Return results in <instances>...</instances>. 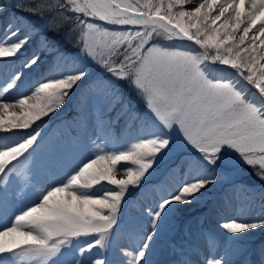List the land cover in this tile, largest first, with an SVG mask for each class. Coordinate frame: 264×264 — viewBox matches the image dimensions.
I'll return each instance as SVG.
<instances>
[{
    "label": "snow or ice",
    "instance_id": "6c2138e0",
    "mask_svg": "<svg viewBox=\"0 0 264 264\" xmlns=\"http://www.w3.org/2000/svg\"><path fill=\"white\" fill-rule=\"evenodd\" d=\"M17 7L23 6L18 4ZM56 7L99 18L114 26L145 28L143 32L114 33L115 38L108 48V55L114 59L101 61L110 77L132 83L145 100L148 113L163 122L159 126L171 129L176 126L207 165L216 164L223 154L222 148H226L237 153L247 165L259 164L260 169H264V155L252 158L254 153L264 154V0H144L143 4L139 0H84L83 4L78 0H57ZM24 10L34 14L45 11L38 6ZM80 23H87L88 28L95 26L83 19ZM19 24V18L12 17L5 25V35L0 38V58H16L31 43L30 35L21 38ZM156 26L163 28L169 38H184L202 48L214 49L215 55H204L203 60L210 58L227 66L233 70L235 80L209 79L200 56L151 43ZM149 28L152 30H147ZM134 40L140 43L133 47ZM78 43L84 44L82 52L94 58L86 41L79 40ZM41 55L36 51L23 62V68L37 66ZM22 76L21 71L0 76V131L31 130L35 121L65 103L86 79L87 72L74 67L60 78L40 83L33 96L9 102V95L18 88ZM90 87L101 93L96 98L98 105L112 102L108 92L112 87L111 80L95 81ZM33 98L34 102L30 103ZM17 106L22 111L12 112L13 119L5 123L3 114ZM151 135L154 138L134 144L133 151L96 155L82 163L66 183L42 192L38 202L21 210L15 220L10 221L11 226L0 225V259H7L9 264L25 258L47 260L61 255L62 249L80 237H91L92 242L79 250V257L97 247L106 248L127 186L138 185L153 166L154 157L170 144L166 135ZM39 136V131H33L15 143L0 145V199L6 193L7 183L26 182L28 157L35 151ZM129 160L139 165V170L128 167L126 178H115L113 167ZM103 161L111 166L94 167ZM258 175L264 179V171ZM105 182L119 186V190H108L99 195L86 191ZM211 183H215L211 173L201 171L190 181L183 182L175 192H170L158 207L149 208L147 215L152 230L147 232L138 250L122 249L125 258L122 264H148L147 254L156 229L170 207L192 203L196 194ZM25 225L28 230H22ZM262 225L264 219L250 223L232 220L224 223L222 228L235 234L247 233ZM227 256V252L219 254L209 238L207 251L200 255L197 264H230ZM75 264H85V261L75 258ZM92 264H108V261L101 257ZM185 264L193 262L187 260Z\"/></svg>",
    "mask_w": 264,
    "mask_h": 264
},
{
    "label": "rangeland",
    "instance_id": "374dc122",
    "mask_svg": "<svg viewBox=\"0 0 264 264\" xmlns=\"http://www.w3.org/2000/svg\"><path fill=\"white\" fill-rule=\"evenodd\" d=\"M78 2L84 3L83 0H78ZM125 2H129V0H125ZM131 2H135V0H131ZM139 2L143 4L144 0H139ZM8 14L0 15V38L5 35V25L10 17ZM81 19L95 26L88 28L87 23H80ZM72 23L70 27H63L61 31L64 34L59 36L62 37L60 40H65L68 43L66 42V45L60 48H58L59 39L46 40L43 35L32 33L30 28H24L22 24L18 25L22 28L21 38L25 34L30 35L31 43L16 58H0V76L16 71L23 73L22 82L9 95V102L24 96H33L40 83L60 78L62 74L74 67L87 72L86 79L69 95L65 103L57 107L53 113L35 121L31 130L24 129L27 130L24 133H20V130L0 131V145L15 143L22 137L32 134L33 131L40 132L35 151L28 157L26 182L16 180L6 184V193L0 199V225L11 226L10 221H14L15 216L19 215L21 210H26L27 207L38 202L42 192L66 183L82 163L94 159L96 155L107 156L119 151H133V145L142 139L154 138L151 134L166 135L170 144L154 157L153 166L141 177L138 185L127 186L124 201L117 215V223L113 226L106 248L97 247L90 253H85L84 257H79V250L86 247L87 243L92 242V238H74L70 245L62 249L61 255L58 254V256L47 260L25 258L16 261V264H53V261L55 264H75V258H82L85 264H92L95 259L101 257L107 258L108 264H122V260L125 259L122 256V249L138 250V246H142L147 232L152 230L147 210L158 207V204L167 198L170 192H175L183 182L190 181L203 171L202 163L204 161L199 155L188 151L191 146L183 139L178 128L176 126H173L172 129L160 127L159 125H163V122L154 119L148 113L145 100L142 99L136 87L127 79L122 81L112 79L102 67V59L110 61L114 59L108 55V48L115 38V32H143L145 28L135 25L114 26L95 17H88L86 20L83 14H80V17H77ZM104 29H107V32ZM147 30L151 31V28ZM79 40L86 41L87 46L94 52V58L81 51L84 44L78 43ZM138 43H140L139 40H134L133 47ZM151 43L156 44L157 47L191 52L195 56H200L209 79L235 80L233 70L227 66L218 65L217 68L222 72L217 73L209 66V59L203 60L204 55L215 54L214 49H207L206 53L194 41L178 37L169 38L166 31L160 27L156 28ZM151 43L148 46H151ZM36 51L42 53L38 65L30 69L23 68V62L30 59ZM100 80H111L112 82V87L108 90L112 101L110 104L98 105L96 103V98L101 93L90 85ZM29 102H34V98ZM21 111L17 106L4 113L5 123L13 119L12 112L19 113ZM261 155L264 154L257 152L252 154V158L258 159ZM173 158H179V160L175 163L171 162ZM109 166H111L109 162L103 161L94 167ZM228 166L235 168V165L232 164H228ZM128 167L134 171L139 170V165L131 160L121 161L113 167L112 174L117 179L126 178ZM164 179L166 183L162 181ZM217 186L218 184L215 187ZM229 186H224L223 191L227 188V193H232L233 199L232 197L227 198V193L216 194L213 196L211 204L205 208L209 209L211 228L218 235V240L215 243L216 250L221 255L227 252L226 258L230 264H264V245L255 247V259L250 260L249 257H245L244 263L239 261L232 263L233 257L246 250L250 242L246 241L247 239L244 237L242 240L239 239L238 234L241 236V233H229L227 229L222 228V225L232 220L250 222L252 214L257 209H252L250 212L252 214H239L237 210H240L242 206L239 202L233 201L237 197V192L232 190L235 188L228 189ZM230 187H235V184ZM108 190L118 191L119 186L105 182L86 191L89 194L99 195ZM81 191L85 190L81 189ZM172 209L173 206L170 207L168 214L156 229L157 234L147 254L148 264H183L175 257L177 256L180 261L185 262L188 254L195 257V261L192 260V262L197 264L200 255L207 251L208 244H205L200 251H195L193 243L188 238L180 237L179 234L171 239L177 230V227L170 226L167 221ZM105 214L107 213L105 212ZM203 215L202 213L195 216L194 214L193 216L184 215V220L181 219L180 227L183 231L191 229V238L194 240L203 237L204 233L201 234ZM164 221L167 223L164 224ZM22 230H28V226L25 225ZM233 236L236 238L233 239ZM176 249H181V252L176 253ZM0 264H9V262L7 259H0Z\"/></svg>",
    "mask_w": 264,
    "mask_h": 264
},
{
    "label": "trees",
    "instance_id": "16d2710c",
    "mask_svg": "<svg viewBox=\"0 0 264 264\" xmlns=\"http://www.w3.org/2000/svg\"><path fill=\"white\" fill-rule=\"evenodd\" d=\"M18 4L23 7H17ZM56 5L57 0H0V6H2L0 7V15L3 13H9V19L12 17L19 18L21 22L19 24L20 26L22 24V27L30 28L32 33L43 35L46 40H60L62 37L59 36L64 34L61 32L63 27H70L73 24L72 22H74L77 17H80V14H73L69 10H61L56 7ZM37 6L45 9L43 14H34L32 11L24 10L25 8H33ZM61 12L63 14H61ZM84 18L86 20L88 19L86 16H84ZM59 42L58 48L66 45L67 41L60 40ZM214 63L219 64L218 62ZM215 64L209 63V66L217 73L222 72ZM188 151L200 156V154L192 147L189 148ZM222 153L223 154L216 164L209 166L206 161L202 163L203 172L211 173V175L215 178V183L208 184L204 189H201V192L196 194L195 200L193 199L191 204H184V206L173 204L172 212L170 217L167 219L170 226L177 227L176 233L173 234L171 239L180 234V237H186L191 240L194 245V249L204 247L205 244H208L209 238H211L212 243H216L218 240L217 233H215L211 228L208 213L209 209L205 208L211 204L213 196L216 194L227 193V188L223 191L224 186H231L235 184V187L229 186L228 189L235 188L232 190L237 192V197L233 201L239 202L242 206L240 210H237L239 214H252L250 213L251 210L257 209L254 211L255 213L252 214V220L250 222H255L257 219H264V179L258 175V172L264 171V169H260L259 164L247 165L233 150L222 148ZM178 160L179 158H173L171 162L175 163ZM228 164L235 165V168H231ZM162 181L166 183L165 179ZM217 184L218 186L215 187ZM231 194L232 193L228 192L226 197L230 199L232 197ZM244 204L247 205L245 206ZM195 205L196 207H194ZM201 213L204 214L201 221L203 228L201 234H204L203 237L194 240L191 238V229L183 231L180 227L182 222L181 219L184 220V215L193 216L194 214L195 216ZM166 223L167 222L164 221V224ZM242 237L247 239L246 241H249L250 243L248 244V248L246 250L233 257L232 263L235 261L244 263L243 260L245 257L253 259L256 256L255 247L264 245V225L256 229H250L247 233H241V236L238 234L239 239L242 240ZM183 248L187 249L186 247ZM176 252H181V250L176 249Z\"/></svg>",
    "mask_w": 264,
    "mask_h": 264
},
{
    "label": "bare ground",
    "instance_id": "6f19581e",
    "mask_svg": "<svg viewBox=\"0 0 264 264\" xmlns=\"http://www.w3.org/2000/svg\"><path fill=\"white\" fill-rule=\"evenodd\" d=\"M84 1V0H83ZM159 27V26H156V28ZM152 30V29H151Z\"/></svg>",
    "mask_w": 264,
    "mask_h": 264
}]
</instances>
